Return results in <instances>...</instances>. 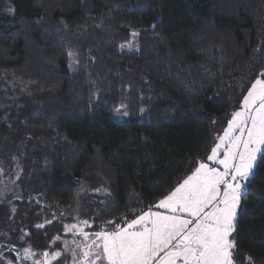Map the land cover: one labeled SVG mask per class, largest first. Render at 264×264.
Returning a JSON list of instances; mask_svg holds the SVG:
<instances>
[{
    "label": "trees",
    "instance_id": "obj_1",
    "mask_svg": "<svg viewBox=\"0 0 264 264\" xmlns=\"http://www.w3.org/2000/svg\"><path fill=\"white\" fill-rule=\"evenodd\" d=\"M261 73L264 0H0V242L47 250L65 219L45 206L92 232L135 219L207 161ZM233 236L235 264H264V159Z\"/></svg>",
    "mask_w": 264,
    "mask_h": 264
},
{
    "label": "snow or ice",
    "instance_id": "obj_2",
    "mask_svg": "<svg viewBox=\"0 0 264 264\" xmlns=\"http://www.w3.org/2000/svg\"><path fill=\"white\" fill-rule=\"evenodd\" d=\"M68 55L71 58L73 54ZM218 141L207 156L211 165L200 162L191 175L152 206L164 212L150 207L126 220L124 226L102 228L91 236L84 227L66 225L65 231L75 229L86 242L77 245L80 258L74 251L73 264H235L233 233L238 209L258 158L264 159V78L251 84L240 110L232 114ZM81 223L88 226V221ZM24 253L25 259L33 255L30 248ZM43 256V262L35 264H51L61 253L49 256L45 252Z\"/></svg>",
    "mask_w": 264,
    "mask_h": 264
},
{
    "label": "rangeland",
    "instance_id": "obj_3",
    "mask_svg": "<svg viewBox=\"0 0 264 264\" xmlns=\"http://www.w3.org/2000/svg\"><path fill=\"white\" fill-rule=\"evenodd\" d=\"M130 44L131 43H128L125 45V48L127 50H132V47ZM120 110H121L123 116H125L124 115L125 112L123 110V107H120ZM224 130L218 137L223 135ZM218 142L219 141L217 138L216 143H218ZM210 153H209V155H210ZM205 163H209L210 165L212 164V162H210L208 160ZM84 192H89L90 194H92V196H91V199H93L92 201H95L94 198L97 195H105L107 193L106 191H102V190L97 191L96 189H91V188L87 187L84 182H80L78 184V195L83 194ZM77 202H79L78 199H77ZM46 209L47 210L49 209V213L51 215V218L45 219L44 223H49L51 221H54V219H59V218L65 219V222H63V225H64L63 231L61 232L60 236H58L59 239L57 240L55 238L53 240V242L51 243V245L49 246V248L45 251L44 250L37 251V250H33L30 247H26V248H30L31 252L33 253V255L29 256L27 259H25V253H24L25 248L19 249L16 246H13L11 244H8L5 242H0V264H10V262H11V264H35L36 261L43 262V260H44L43 253H45V252L49 253V256H51V254L54 252H60L61 253V256L59 258H57L56 260L51 261V264H73V252L74 251L78 254L76 258L77 259L80 258L79 254L81 253V248L77 247V245H83L86 242L84 241L83 237L78 233V231H76L75 229L71 232L65 231V226L75 224V225H78V227H84V231L88 232L89 235L91 236V234L96 232V231L92 232V231L88 230L91 227V223L87 217L86 212L83 210L81 211L80 208H75V210H71L70 208L69 209L61 208V209L55 211L54 208H49L47 206L43 207L42 211H44ZM152 210L153 211H161V212L165 211L164 209H157L155 207H153ZM59 221H61V220H59ZM82 221H88V226H84L81 223Z\"/></svg>",
    "mask_w": 264,
    "mask_h": 264
}]
</instances>
